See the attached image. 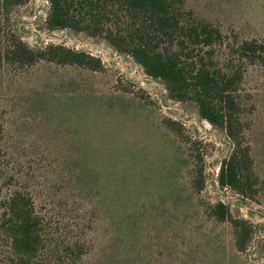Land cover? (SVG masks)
I'll return each mask as SVG.
<instances>
[{
    "label": "trees",
    "instance_id": "1",
    "mask_svg": "<svg viewBox=\"0 0 264 264\" xmlns=\"http://www.w3.org/2000/svg\"><path fill=\"white\" fill-rule=\"evenodd\" d=\"M46 1L47 30L130 57L169 100L192 104L199 120L225 134L232 151L219 187L251 201L264 194V102L254 108L253 99L254 88L264 96L263 36L224 32L213 16L223 8L216 12L212 0ZM27 2L0 0V264H222L225 250H245V221L228 217L221 201L208 212L193 204L204 181L197 170L189 186L183 177L191 151L179 122L154 120L174 166L173 195L157 211L139 207L136 178L127 188L118 180L115 141H83L78 131L101 110L97 99L128 98L111 91L101 61L86 51L31 49L12 18ZM252 69L258 80L247 88Z\"/></svg>",
    "mask_w": 264,
    "mask_h": 264
},
{
    "label": "rangeland",
    "instance_id": "2",
    "mask_svg": "<svg viewBox=\"0 0 264 264\" xmlns=\"http://www.w3.org/2000/svg\"><path fill=\"white\" fill-rule=\"evenodd\" d=\"M198 2L199 0L188 1L190 6L197 5ZM211 2L215 3L216 12L223 8L222 12L213 16L218 19L224 32L240 29L244 37L258 34L264 37V0ZM200 3L203 5L202 0ZM47 13L46 0H28L25 5L13 10L12 18L19 28L22 40L31 49L54 44L86 51L101 61L103 71L100 76L112 81L111 91L123 94L130 100L118 97L97 99L96 102L102 105L101 110L93 115H86V121L91 122L90 126L78 131L84 138L83 141H115V148L119 147L123 160L120 165L122 167L117 171L118 180L127 188L125 184H134L132 178H136L139 207L157 211L161 200L173 195L174 166L170 157L168 158L167 146L163 143L155 122H179L183 128V137L180 140L183 142L182 146L191 151L188 166L183 167V177L189 186L199 171L204 181L203 189L199 193H192L193 204L197 207L203 206L208 212L209 205L214 206L217 201H221L227 207L228 217L235 221H245L250 229L251 240L245 250L237 255L225 250L222 264H264V194L256 201H251L229 188L219 187L216 183L219 167L232 151L225 134L199 120L192 104L169 100L162 83L147 77L130 57L120 56L104 42L82 34L72 35L66 31L47 30L44 23ZM258 72L254 69L248 70L245 78L247 88L256 85ZM253 99L254 108L264 102V96L256 88ZM86 106L88 112H92V107H95L91 102ZM108 155L106 151L102 152L103 157ZM125 162L130 164L131 172L124 168ZM101 172L103 173L102 170ZM261 176L264 178V174ZM114 186L115 183L112 187ZM131 194L133 196L134 193ZM192 224L193 218L190 225ZM224 229L228 234V230ZM212 259L217 260L218 255H212Z\"/></svg>",
    "mask_w": 264,
    "mask_h": 264
}]
</instances>
